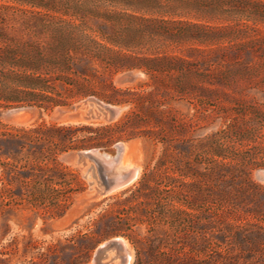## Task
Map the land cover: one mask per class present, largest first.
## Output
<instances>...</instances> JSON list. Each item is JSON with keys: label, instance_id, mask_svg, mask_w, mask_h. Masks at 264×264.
<instances>
[{"label": "rangeland", "instance_id": "1", "mask_svg": "<svg viewBox=\"0 0 264 264\" xmlns=\"http://www.w3.org/2000/svg\"><path fill=\"white\" fill-rule=\"evenodd\" d=\"M101 3L109 9H123L106 0ZM202 21L223 24L220 20ZM87 24L117 43L103 40L89 29L93 36L124 52L152 56L155 52L182 53L196 46L177 45L157 24L141 18H88ZM259 27L264 31V24ZM129 71H139V78L121 82L120 77ZM113 81L143 95L154 89L149 85L152 79L140 69L120 72ZM223 91L206 93L199 87H190L183 94L173 91L159 95L167 99L159 109L143 111L134 104L112 103L124 107L114 121L71 116L74 107L88 97L68 106L22 105L3 110L0 130L39 124L114 126L133 109L151 124L128 127L121 137L104 146L58 153L55 160L46 157L48 167L26 179L23 187L21 174L19 178L15 173L10 176L2 165L12 160L0 157V193L4 194L0 197V264H94L97 247L116 237L127 242L131 264H264V122L256 117L264 111V94ZM11 110L18 112L10 116ZM157 118L164 120L163 130L154 126ZM91 134L82 129L74 138ZM119 142L127 148L123 163L137 165L139 175L131 184L95 197L90 174L92 169L98 171L97 164H84L68 155L97 148L115 157ZM226 146L236 159H225L230 163L224 167L217 152ZM37 156L42 158L38 150L22 156L17 170H23V164L37 163ZM162 158L165 165L157 170ZM60 169L68 184L60 183ZM146 172L153 174L146 186H141ZM63 194L68 195L67 201ZM110 259L107 256L104 261ZM107 264H116L115 259Z\"/></svg>", "mask_w": 264, "mask_h": 264}, {"label": "trees", "instance_id": "2", "mask_svg": "<svg viewBox=\"0 0 264 264\" xmlns=\"http://www.w3.org/2000/svg\"><path fill=\"white\" fill-rule=\"evenodd\" d=\"M102 1L105 0H0V115L10 107L68 106L89 96L110 103L134 104L140 111L159 109L167 101L159 95L173 91L183 94L190 87H199L206 93L228 88L264 94V31L259 27L264 24V0H106L110 5L122 6V10L109 9ZM139 13L159 17L146 18ZM118 16L144 19L157 24L161 33L177 45L196 46L182 53L139 55L109 46L88 32L91 29L101 39L117 43L102 30H93L87 20ZM204 19L223 24L203 22ZM135 69L152 79L149 85L154 89L146 95L114 84L116 74ZM123 94L132 97H121ZM142 117L133 109L114 126L39 124L0 130V157L12 160L2 165L10 176L15 173L19 178L21 174L23 187L26 179L48 167L46 157L55 160L58 153L112 143L128 127L151 124L149 118ZM256 117L264 122V111ZM164 124L162 118L154 122L157 130H163ZM82 129L89 130L91 136L75 139ZM37 150L42 158L37 156V163L23 164V170L18 171L22 156ZM228 150V146L220 147L217 152L224 167L230 163L225 159H236ZM164 165L162 158L156 169ZM60 173V183L68 184L64 170L60 169ZM152 174H144L141 186H146ZM3 195L0 193V197ZM62 196L68 200V195Z\"/></svg>", "mask_w": 264, "mask_h": 264}, {"label": "water", "instance_id": "3", "mask_svg": "<svg viewBox=\"0 0 264 264\" xmlns=\"http://www.w3.org/2000/svg\"><path fill=\"white\" fill-rule=\"evenodd\" d=\"M140 76L139 71H129L124 73L120 77L121 82H133L136 79H138ZM124 107L112 104L109 102H106L96 96H89L87 99H85L80 105L75 106L73 111L74 114L71 116L79 117L85 121H93V120H105V121H114L116 120L121 113L123 112ZM17 110H11L9 112L10 116H15ZM122 142H119L117 144V154L115 157L119 156V154L122 152L123 146ZM100 151L97 148H90L87 150L78 151L76 153H71L68 156L70 158L76 159L79 162L86 163L87 161H92L97 164L98 171L96 172L95 169H92V174H90V184L93 187L94 196L100 197L105 194H108L110 192H113L116 189H119L121 187H125L129 184H131L134 180H131L130 182L126 183L125 185L122 183H118L116 180V175L110 176L109 171L111 168H107V163H104V161L99 156ZM93 168V167H92ZM122 238L116 237L113 239H110L107 242V245L103 248L97 247L94 257H93V263L94 264H107L108 262L114 260L113 257L107 262L104 261V258L108 256L109 250L113 249L114 246L120 245L122 242ZM95 256L97 258V262L94 261ZM121 258L123 259L121 264H128L127 259L130 258V255L127 251H123L121 254ZM103 262V263H101Z\"/></svg>", "mask_w": 264, "mask_h": 264}, {"label": "bare ground", "instance_id": "4", "mask_svg": "<svg viewBox=\"0 0 264 264\" xmlns=\"http://www.w3.org/2000/svg\"><path fill=\"white\" fill-rule=\"evenodd\" d=\"M122 146H123L122 152L117 157H111L109 154H103V153H99V156L104 161V163H107L106 167L111 168L109 171L110 176L116 175L117 182L125 185L126 183L138 177L139 167L137 165H133L132 163L131 164L123 163L124 154L127 148L125 144H122ZM106 245L107 242L102 243L101 245H99V247L103 248ZM123 251H127L129 253L130 258L127 259V263L131 264L132 253L128 249L127 242L124 239L122 240L120 245H116L113 247V249L109 250L108 256L113 257L115 259L116 264H121L123 261V259L121 258V254ZM94 261L97 262L96 256Z\"/></svg>", "mask_w": 264, "mask_h": 264}]
</instances>
